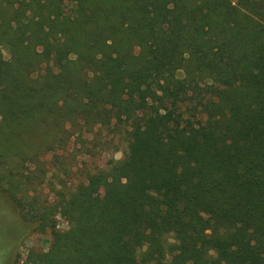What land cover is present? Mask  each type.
Here are the masks:
<instances>
[{
	"label": "trees",
	"instance_id": "obj_1",
	"mask_svg": "<svg viewBox=\"0 0 264 264\" xmlns=\"http://www.w3.org/2000/svg\"><path fill=\"white\" fill-rule=\"evenodd\" d=\"M0 189L21 264H264V0H0Z\"/></svg>",
	"mask_w": 264,
	"mask_h": 264
},
{
	"label": "rangeland",
	"instance_id": "obj_2",
	"mask_svg": "<svg viewBox=\"0 0 264 264\" xmlns=\"http://www.w3.org/2000/svg\"><path fill=\"white\" fill-rule=\"evenodd\" d=\"M254 82H261V79H254ZM92 138V134L87 135ZM111 146L101 155L90 156L88 154L75 155L74 152H65L66 156L63 161L66 164L71 163L73 174L68 178L66 174L62 178L67 184L73 186L85 178L84 171H96L98 168H108L111 160H120L124 157V151L127 144L118 138L110 142ZM75 146H79L75 143ZM73 148V146H72ZM61 160V158H60ZM51 161H54L52 158ZM59 159H56L55 168L61 165ZM84 174V178L81 175ZM52 182L56 179L52 177V172L48 174ZM57 189L62 188L61 184L56 182ZM51 187V186H50ZM45 186V194L49 200H53L55 192ZM210 215H207L209 217ZM58 228L65 230L68 223L62 217H58ZM50 247V235L42 234L35 230V223L26 219L24 213L18 207L14 199L5 191L0 189V264H21L30 249L46 251ZM19 259H22V261Z\"/></svg>",
	"mask_w": 264,
	"mask_h": 264
}]
</instances>
